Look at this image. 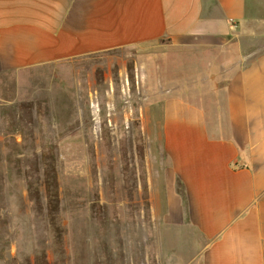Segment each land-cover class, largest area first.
<instances>
[{"label": "rangeland", "instance_id": "obj_1", "mask_svg": "<svg viewBox=\"0 0 264 264\" xmlns=\"http://www.w3.org/2000/svg\"><path fill=\"white\" fill-rule=\"evenodd\" d=\"M260 17L264 24V9ZM241 32L223 46L163 39L0 74V264H178L193 254L195 234L168 217L162 102L183 97L219 129L220 82L211 78L251 49L253 27ZM50 149L68 207L51 216L60 242L46 209L44 184L55 188L41 159ZM175 190L184 204L183 188ZM75 194L85 209L73 207Z\"/></svg>", "mask_w": 264, "mask_h": 264}, {"label": "crops", "instance_id": "obj_2", "mask_svg": "<svg viewBox=\"0 0 264 264\" xmlns=\"http://www.w3.org/2000/svg\"><path fill=\"white\" fill-rule=\"evenodd\" d=\"M262 9L264 0H0V74L163 39L223 46L251 25V49L219 67L224 77L211 78L220 82L219 129H208L197 104L170 95L162 102V133L168 217L196 236L194 253L178 264H264Z\"/></svg>", "mask_w": 264, "mask_h": 264}, {"label": "trees", "instance_id": "obj_3", "mask_svg": "<svg viewBox=\"0 0 264 264\" xmlns=\"http://www.w3.org/2000/svg\"><path fill=\"white\" fill-rule=\"evenodd\" d=\"M53 149L48 150V152L42 151V165L44 166L45 170H44V175L45 177H50L52 180H54V184L53 187L55 188V192H51L50 190V185L49 183L45 182L44 184V188H45V197H46V209L48 211V221H49V226H50V231H51V235L52 237H54L56 240H58V242L62 241V231L60 230L59 227L56 226V223L54 221V218H52V214H54V212L57 214L60 210V212H64L66 210H68L67 206L63 207L64 204V198L65 196L62 195L61 193V189H60V184L57 181L58 180V172L56 169V166L54 165L55 162V157L53 154ZM49 159L51 161V163L49 165L46 164V159ZM17 163L20 162L16 161ZM8 170L10 171V169L8 168ZM18 173H21L20 171H18ZM57 181V182H56ZM27 187L29 188V192L31 190L32 192V187L31 184L27 182ZM39 190L38 189H34V191L32 193H30L29 195H31V197H33V199H35V201L38 203L39 201ZM74 199L78 201L77 203H73V207H77V205H79V207H83L84 209L87 207V203L88 201L86 199L84 200H80V197L78 196V194L74 195ZM92 205V209L95 208V195L93 196V201L91 202ZM95 218V216H94Z\"/></svg>", "mask_w": 264, "mask_h": 264}]
</instances>
